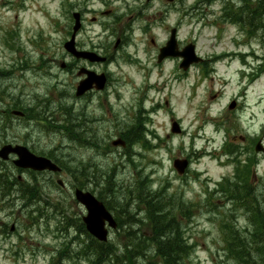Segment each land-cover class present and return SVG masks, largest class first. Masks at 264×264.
<instances>
[{"label":"rangeland","instance_id":"obj_1","mask_svg":"<svg viewBox=\"0 0 264 264\" xmlns=\"http://www.w3.org/2000/svg\"><path fill=\"white\" fill-rule=\"evenodd\" d=\"M197 1L186 0V5L192 6ZM223 2L216 1L211 7L201 6L209 13L204 20L186 16L178 34L181 44L194 41L197 52L204 58L219 56L213 73L206 75L203 66H196L183 76L177 60L159 67L152 57L146 60L141 47L145 48L148 38L138 30L145 24L140 21L133 30L134 37L144 38V42L140 49L135 46L125 49L127 55L132 52L138 59H132L129 64L122 57L107 67L112 76L110 85L92 100H84L75 97L78 66L73 73L67 71V66L61 68L63 63L70 64L64 49L69 25L64 3L60 0H0V76H5L0 86L8 92L6 95L5 90L4 98L0 95V110L6 106L10 112L29 108L32 109L30 114L39 113L41 117L30 120L10 113L5 123L7 139L0 136V144L24 145L36 155L48 158L51 155L53 161L58 159L65 164L61 174L53 175L51 185L48 182L52 176L47 172L38 176L52 199L44 196L43 200H49L50 205H44L48 209L39 206V211L43 209L48 216L53 213V233H45L46 224L48 229L51 226L49 221H37L27 229L32 216L39 215L37 206L27 211L8 209L0 213V221L10 226L18 222L20 228L15 235L29 237L42 248L52 244L53 264H94L95 256H89L90 262L78 261L77 255L84 244L77 242L78 239L74 243L72 240L78 236L89 242L78 221L86 214L85 209L74 198L76 184L87 183V179H75L73 174L74 168L82 162L89 165L90 172L96 176L90 175L89 183L102 180L103 174L110 171L119 191L114 196L122 202L112 208L128 212L127 215L117 214L119 218L130 217L132 212L143 208L144 205L138 206V192L130 201L134 206L123 204L137 184L142 187L147 184L150 191H159L167 200H173L170 201L174 206L173 215L177 216L188 243L194 246L190 254L182 258V264H237L227 255L222 230L224 213L232 209L231 204L214 190L219 188L215 185L217 182L235 174L236 165L223 155L222 146L227 141L239 145V136L250 137L247 155H251L254 164L256 155L260 160L252 173V183L255 188L264 189V154L254 153V138L264 136V28L261 26L255 34L240 26L217 22ZM177 20L178 14L171 13L170 23ZM87 29L89 33L81 35V42L102 35L98 26L87 24ZM169 35L160 30L157 37L163 40ZM110 39L112 36L106 33L100 40L111 48ZM233 53L247 54L249 57L245 60L250 62L252 70L260 72L251 85L241 72L247 62L241 57L225 58V54ZM235 99L239 107L230 110L229 104ZM148 115L151 120L147 119ZM135 121L148 129L146 140L134 145L128 154V147H112V141L121 137L120 133ZM174 121L179 122L183 130L180 134L171 131ZM70 124L78 126L74 137L64 129L68 126L72 130ZM1 125L4 122H0ZM95 136L98 142H93L97 140ZM90 138L92 141H88ZM245 146L241 143V147ZM176 158L191 160L185 175H179L174 168ZM4 167L9 173L36 178L35 172L20 170L11 161ZM58 180L65 185L63 188ZM88 189L97 195L102 190L93 184L88 185ZM184 204L191 206L185 208ZM233 221L237 228L248 227L242 211L235 214ZM70 226L73 229L64 233ZM134 230L139 236L151 234L147 226H135ZM125 240L117 233L110 237V243L115 244L122 255L126 253ZM10 242L15 244L16 241ZM0 264H30V261L13 262L2 251Z\"/></svg>","mask_w":264,"mask_h":264},{"label":"flooded vegetation","instance_id":"obj_2","mask_svg":"<svg viewBox=\"0 0 264 264\" xmlns=\"http://www.w3.org/2000/svg\"><path fill=\"white\" fill-rule=\"evenodd\" d=\"M53 1L56 2L57 0ZM60 2L64 3L65 15H67L69 19L67 40H71L74 36V44L76 50L93 52L101 57L107 58V60L103 63L90 62L89 60L78 58L72 51L66 52L70 60V64L64 65L63 69H65L67 66V71L73 73L75 66H78L79 70L77 72V76L79 77V81L87 77V75H79L81 69L84 68L97 74L104 73L107 77L108 87L110 85L112 76L107 70V67H109L113 63H116L117 60H122V57L125 58L123 60H125L129 64H132V59H138L137 56H133L132 52L131 54L127 55L125 49H127L128 47L132 48V46L140 49V44L144 42V38L137 39L135 38L136 35L134 37L133 30L136 27V23L140 21L144 22L145 24L142 27H139L138 30L141 31L142 36L148 38V44L143 43L145 45V48L140 46L142 48L145 59L149 60V58L152 57L156 60V66L158 67L164 65V63L167 61L177 60L178 67L180 69V63L182 62L181 58H169L166 59L163 63L158 62L160 50L165 45L168 38L165 37L163 40H160L157 35H159L160 30H164L170 33L171 29L173 28H176L179 32V29L186 17L187 10H190L191 8H188V6L186 5V0H60ZM200 5L201 4L197 5L194 8L198 11L201 9ZM210 5H212V3H208L209 7ZM203 11L204 10L202 9V12ZM171 13L178 14V20L173 24L170 23ZM211 13L215 14L214 11H211ZM205 14L208 15L209 13ZM77 20L79 21L80 27L75 32L74 27ZM87 24L92 27L98 26L100 28V32H102V35L99 38L97 37L96 39H83V41L81 42V35H87L89 33ZM106 33L112 36V39H110V41L113 42L111 48H107L108 45L104 41L100 40L101 37H104V35H106ZM184 46L180 44L181 49ZM122 52H124V54H122ZM206 62L209 63V59L202 62L201 66L206 64ZM180 73L183 76L186 75L184 70ZM0 75L2 74L0 73ZM4 79L5 76H0V81H3ZM5 90L6 89L4 87L0 86V95L3 98L8 94L6 90L5 95ZM99 93V91L92 90L91 92L85 94L83 99L92 100L97 94L100 95ZM0 111V122H4V125L0 126V136H2L4 139H7L6 129L8 125L5 123L8 122V118L10 115L9 107L6 106V109H1ZM21 118H25V116H22ZM94 141L98 142V137L97 140H93V142ZM5 144L6 142H3L0 145L4 146ZM10 161L13 163L12 159ZM4 162L0 158V213L5 212L8 209L19 208L21 210L27 211L37 206L38 209L36 211L39 215L35 217L34 215L32 216L31 221L27 225V229L31 225L37 223V221H43L45 223L49 221V224L51 226L48 229V226L46 224L45 233H50V231L53 233V213H51L49 216L44 215L43 210L48 209L44 205H50L49 200H43L44 196L50 199V193L46 192L44 188L46 184L43 185L42 183L44 182H41V180L38 178L39 175H44L46 172H36V174H34L36 178L28 179L24 177V173H9L4 167L9 161ZM47 173L49 174V176H52L49 179L50 181L48 183L53 184L52 178L53 175L56 174L49 172ZM85 178H83L87 182L85 183V188L88 189V185L90 186L89 176H86ZM75 179H78V177H75ZM60 185L62 188L65 186L64 184ZM76 185H78V183ZM39 206L43 207L41 212L39 211L41 209V207ZM110 210L114 214L115 218L118 217L116 216V213L121 214V212L119 210H116L115 208L110 207ZM34 211L35 210H33V212L31 213H34ZM120 222L121 219L117 220V223H119V225ZM19 228L20 226L18 222H15L10 226L8 222L0 221V252L4 251L5 254L13 260V262H16L18 260H29L30 264H53V245L49 244L42 248L39 242H34L29 237H22L19 234L15 235L18 232ZM82 233L84 234L83 230ZM112 233H114V231L110 230V235ZM116 233L119 234L118 232ZM86 236L89 240L88 234H86ZM77 239L79 241H77ZM10 240H15V244L11 243ZM72 240L73 243L75 240L77 242L83 243L84 247H86L88 244V241H86L87 239L84 241V239H79L78 236H75ZM4 244L5 246L1 247V245ZM78 254H81V252ZM130 256H135V254L133 252H126L124 254L125 258H129Z\"/></svg>","mask_w":264,"mask_h":264},{"label":"trees","instance_id":"obj_3","mask_svg":"<svg viewBox=\"0 0 264 264\" xmlns=\"http://www.w3.org/2000/svg\"><path fill=\"white\" fill-rule=\"evenodd\" d=\"M241 2L242 5L240 7L234 5L230 8L227 7L225 9V17L242 28H246L248 24H252L254 28L264 27V0H259L258 2L241 0ZM28 115L33 118H41L39 113ZM68 115L71 116L69 112ZM70 125L72 130L68 126H64V129H68L66 132L69 135H74V130L77 131L78 126ZM122 136L126 139L128 151H130L134 144L141 145L143 143L146 137V129L140 127L139 129H135L134 126L126 127ZM231 152L229 150V153ZM50 158H52L51 155ZM55 161L62 168L65 167V164L60 160L56 159ZM251 167V162L248 165H242L238 161L235 175L231 178H225L222 182L218 183V190H214L220 193L221 197L231 204L232 209L224 213L222 224L225 227L222 230L225 234L227 255H231L237 264H264V189L254 187L252 183L253 168ZM89 168V165L79 162V165L74 168L73 174L75 177H78V180L86 176H89L90 180L92 179L90 175H95L90 172ZM93 178H96V176ZM93 183L96 185L99 183L102 186L104 184L102 190L106 192L105 195L111 194L114 196L118 192L110 171H106L104 180ZM140 183L142 184V182ZM144 185L147 188L137 184L135 189L130 191L129 200L127 202L123 201L126 207L134 206L130 205V201L131 198H134V194L138 192V201H140L138 202V206L144 205L143 207H145L144 210L138 209V211L146 212V218L149 221V223L147 222V227L151 228L149 232L151 233L150 236L146 234L138 236L133 233L135 235L134 240L137 243L133 247L134 249L137 248L136 255L139 257L134 264H182V258L187 257L194 246L188 243L184 236L183 228L177 221V216L173 215V209L168 208L161 192L150 191L149 185ZM77 187H86L85 182H78ZM100 194L103 195L102 193ZM106 205L109 207L108 204ZM185 205V208L191 206L190 204ZM238 211H242L246 217V221H248V227L244 230L237 228L233 221ZM131 223L132 225L134 224L132 221ZM98 249H94L96 259L105 262V264H117L113 256L109 254V250L105 249L103 250L104 252H101ZM152 249L154 253L150 252ZM141 256L143 257L142 260H140ZM127 264L132 263L128 261Z\"/></svg>","mask_w":264,"mask_h":264},{"label":"water","instance_id":"obj_4","mask_svg":"<svg viewBox=\"0 0 264 264\" xmlns=\"http://www.w3.org/2000/svg\"><path fill=\"white\" fill-rule=\"evenodd\" d=\"M79 28L77 22L75 26V31ZM66 50L73 52L77 57L88 59L92 62L104 61V58L98 57L95 53L90 52H77L75 50L74 40L65 44ZM170 56H183L184 61L181 65L184 69H187L191 63L198 62L200 58L195 56L194 45H189L183 52H177V41H176V31H172L171 39L168 44L161 50V55L159 57V62L163 61L166 57ZM106 77L104 74L96 75L93 72H90L88 78L83 80L77 88V96L80 97L84 95L88 90L93 88V85L96 84L97 89L102 90L106 84ZM179 125L177 123L173 124V132H179ZM114 146L122 145L125 146V143L122 140H117L113 142ZM256 151H263L264 148L259 142L256 146ZM13 153L18 156V160L15 161V165L23 169H33L35 171H44L50 170L53 172H58L61 169L53 163L51 160L45 157H38L24 146H11L7 145L2 148L0 151V157L3 159H8L9 155ZM188 166L187 160H176L175 167L177 168L180 174L185 172V169ZM61 183V182H60ZM76 199L83 204L87 209V216L83 218L84 223L88 231L94 235L100 241H107L108 231L105 228L106 222H109V225L112 228H116L117 224L113 219L112 215L107 211L105 206L99 202L93 195L90 193H84L81 190L76 191Z\"/></svg>","mask_w":264,"mask_h":264},{"label":"bare ground","instance_id":"obj_5","mask_svg":"<svg viewBox=\"0 0 264 264\" xmlns=\"http://www.w3.org/2000/svg\"><path fill=\"white\" fill-rule=\"evenodd\" d=\"M197 19H203V17H201V16H198V17H196ZM138 258L139 257H137V256H130L129 258H128V261H130L132 264H134V262L136 261V260H138ZM140 260H142V258H140Z\"/></svg>","mask_w":264,"mask_h":264}]
</instances>
